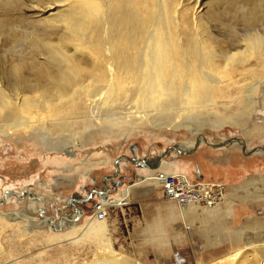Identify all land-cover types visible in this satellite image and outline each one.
Instances as JSON below:
<instances>
[{
	"label": "rangeland",
	"instance_id": "374dc122",
	"mask_svg": "<svg viewBox=\"0 0 264 264\" xmlns=\"http://www.w3.org/2000/svg\"><path fill=\"white\" fill-rule=\"evenodd\" d=\"M224 1L227 0L201 1L203 12L208 10L214 14L208 19L209 27L220 45L222 41H229L233 34L253 29L242 23L238 14L235 15L234 8L241 0H232L230 6ZM54 2L57 0H0V72L5 70V73L9 74V68L18 62L27 63L31 60L43 59L40 54H45L46 51L44 45H41L40 41L37 42L38 39L56 44L60 29L50 31L40 22L49 14L47 12L46 15L45 12L54 5ZM55 12L52 11V13ZM254 69L256 74L247 78L245 84L248 85L255 78H258L260 83L257 84L258 90L254 94L256 109L254 115L249 116L246 126H250L257 117H264V79L262 80L258 75L259 68ZM236 91L235 86L227 92L224 89V94L230 97H218L206 106L173 115L176 117V123L186 117L190 121L193 120L191 124L194 121L203 123L205 126L200 130V135H191L182 127L176 130L166 127L154 128L145 120L142 123L136 122L133 126L128 120L117 126L96 122L85 128L84 132L80 123L77 122L71 131H63V136L57 137L53 133L51 140L47 141L49 148L41 142L17 141L16 138L0 136V198L3 192L7 193L6 201L0 203V213H6L9 216L21 215L11 221L0 216V244L3 252L7 251V254L5 252L0 256V264H22L30 259H34L30 264H65L64 259L69 260L67 264L92 263L94 255L99 251L96 241L89 242L83 236L81 239L80 235H83L86 228L93 223L91 221H97L93 215V205L95 201L101 199L99 198L101 195L91 193L88 197V192L90 188L102 191V184L108 188V195H111L104 203L111 200L122 201L121 205L105 207L103 218L105 233L108 234L112 248L126 255L130 262L196 264L200 261L202 264H216L219 260L234 255L236 248L233 246L236 247L238 241L232 244L231 241L229 242V236L233 237V233L247 221L264 220V196L257 200L247 198L237 200L238 186L249 178L255 180L257 184L253 186L257 188L256 190H262L263 192L260 191V193L264 195V183L260 181L264 177V132L252 137L244 135L242 128L238 125L223 124L221 128L215 129L210 122V119L217 120L235 112L237 104L240 103L236 99L241 93L237 91V94H234ZM119 104L105 106L102 112H126V115L135 116L131 114L138 109L135 99L128 96ZM158 109L149 116L163 113L162 106ZM200 136L212 145L197 141V144L193 146L196 138ZM60 138L64 140L60 142L63 144V149L50 150L59 143L57 141ZM233 138L240 139L247 149L259 146L263 148L244 154L236 141L226 142ZM171 145H176L183 151L194 148L183 154L175 152L174 149H168L167 153L159 159L158 167L150 170L151 174H149L150 172L146 170L147 166L142 161L153 160L156 155L163 153V150ZM181 146H184V149ZM130 152L140 164L125 159V157H132ZM115 163L119 169L113 174ZM161 169L164 171L155 173ZM196 169L202 180L220 181L225 185L229 204L227 205L226 202L220 206L219 203L220 205L216 204L214 208L197 205L190 208L181 207L186 208L187 212L180 218L182 220H178L173 225V230L180 236V242L170 245L165 254L141 247L140 229L143 223L152 219L158 205L169 203L160 195L159 184L151 189L144 188L151 186L149 182L154 178L157 179L159 175L171 171L183 172L189 180H195ZM139 174L143 175L139 176ZM109 180L119 184L110 187ZM131 182L136 183L132 187H127L132 184ZM10 190L18 194L26 190L29 195L35 194L36 197L33 198L35 200H31L32 198L28 195L17 198L10 193ZM253 191L249 190L248 196H255L258 193ZM83 197L84 201L78 200ZM36 207L41 210H36ZM73 207L79 210L73 222L75 225L69 227L70 225L63 221V227L57 233L71 231L74 226H80L72 241L78 239L81 241H67L61 244L65 247L64 254L67 255V258H64L61 255L63 252L60 244V246L56 242L47 244L46 237L57 233L53 232L47 223L45 224L43 216H47L54 225L62 215L73 217L72 215L76 213ZM258 211L261 212L260 215L257 214ZM26 225L33 227L32 231L24 234L23 226ZM14 227H19L17 228L19 230L17 231ZM227 233H229L228 236ZM223 240L225 242L221 243L220 241ZM15 256L18 258H16L17 263ZM70 256L73 257L70 258Z\"/></svg>",
	"mask_w": 264,
	"mask_h": 264
},
{
	"label": "bare ground",
	"instance_id": "6f19581e",
	"mask_svg": "<svg viewBox=\"0 0 264 264\" xmlns=\"http://www.w3.org/2000/svg\"><path fill=\"white\" fill-rule=\"evenodd\" d=\"M201 1L57 0L53 6H48L45 14H49L40 22L50 31L60 29L56 34V44L38 39L37 42L40 41L46 51L40 54L43 59L18 62L9 68V74L5 70L0 72V136L16 138L17 141L41 142L49 148L47 141L53 133L57 137L63 136V131H71L77 122L84 132L96 122L117 126L128 120L133 126L145 120L154 128L176 130L182 127L191 135H200L205 126L203 123L194 121L191 124L193 120L188 117L176 123L173 115L206 106L218 97H230L224 94V89L227 92L234 86L241 92L236 99L240 103L234 113L217 120L210 119L212 126L219 129L223 124L238 125L244 135L252 137L263 133L264 117H257L250 126H246L249 116L256 109L254 94L258 90L259 79H253L248 85L245 82L256 74L254 68H259L258 75L264 79V0H241L237 3L235 15L238 14L242 23L253 29L231 35L229 41H222L225 46L213 37L208 19L214 14L208 10L203 12ZM225 3L230 6L232 0ZM128 96L135 99L140 109L131 112L135 116L126 115V112H102L105 106L117 105ZM160 106L164 109L163 113L149 116ZM63 141L60 138L50 150H62L60 142ZM197 141L206 140L200 136ZM181 147L184 149V146ZM244 149L248 150L245 145ZM154 167L149 166V169ZM161 175L149 182L151 187L159 184ZM260 181L264 183V177ZM255 183L253 178H249L239 185L237 200L262 199L264 195L260 191H263L256 190ZM249 190L258 193L248 196ZM24 192L26 190L20 194L21 197ZM100 195L103 196L104 206L122 204L120 200L104 203L108 195L104 190ZM34 196L30 194L29 197L35 200ZM227 198L225 193L222 203L219 202L221 205L217 204L223 206L227 202L228 205L230 200ZM193 205L196 204L180 207L190 208ZM215 205L197 206L214 208ZM15 215L0 213L7 221L21 216ZM91 222L80 238L83 239V236L89 242L96 241L99 251L92 263L87 264H136L112 248L105 233L104 219ZM32 227L23 226L24 234L32 231ZM78 228L80 226H74L64 233L53 230L57 234H51L45 240L49 245L53 242L61 245L72 241ZM232 236H229V242L238 241L236 247L233 246L235 254H228L216 264H264V220L247 221ZM60 247L63 252L65 247ZM5 252L0 244V256ZM61 255L67 258L64 252ZM64 260L65 264L69 263L68 259ZM26 261L22 264H30L34 259ZM196 264L202 263L197 261Z\"/></svg>",
	"mask_w": 264,
	"mask_h": 264
},
{
	"label": "built area",
	"instance_id": "2783aa9c",
	"mask_svg": "<svg viewBox=\"0 0 264 264\" xmlns=\"http://www.w3.org/2000/svg\"><path fill=\"white\" fill-rule=\"evenodd\" d=\"M161 196L179 206L191 204L213 206L223 199L225 185L220 181L189 180L180 171L164 173L159 178ZM105 207L102 199L95 201L93 215L97 220L105 217Z\"/></svg>",
	"mask_w": 264,
	"mask_h": 264
},
{
	"label": "clouds",
	"instance_id": "9594fccd",
	"mask_svg": "<svg viewBox=\"0 0 264 264\" xmlns=\"http://www.w3.org/2000/svg\"><path fill=\"white\" fill-rule=\"evenodd\" d=\"M187 209L174 203L158 205L152 219L145 221L140 229V246L167 253L170 245L180 242L173 225L186 214Z\"/></svg>",
	"mask_w": 264,
	"mask_h": 264
},
{
	"label": "water",
	"instance_id": "95a60500",
	"mask_svg": "<svg viewBox=\"0 0 264 264\" xmlns=\"http://www.w3.org/2000/svg\"><path fill=\"white\" fill-rule=\"evenodd\" d=\"M233 140L237 142L239 148L241 149L242 153H244V154H250V153H252V152H255V151L258 150V149L263 148V146H264V145H263V146L255 147V148H253V149L245 150V149H244V144H243V142H242L240 139H238V138L228 139V140H226V142L229 143V142H231V141H233ZM205 143H207L208 145H212L211 143H209V142H207V141H205ZM196 144H197V138H196V141H195V143H194L193 146H195ZM263 144H264V139H263ZM193 148H194V147L190 148V149L187 150V151H182V150L178 149V148L176 147V145H171V146L165 148V149L163 150V153H160V154L156 155V156L153 158V163H152L151 167H154V166H155V164L159 161V159H160L164 154L167 153V150H168V149H174L175 152L180 153V154H183V153H188V152H190ZM130 153H131V156H132V157H130V158L125 157V159H128L129 161H131V162H133V163H135V164H138V163H137V159H136V157L134 156V154H133L132 152H130ZM140 161H142V160L140 159ZM142 162H143V161H142ZM143 164H144L145 166H147V168H149V166H150V165H148L147 163H143ZM113 166H114V172H113V174H115V173H116V167H115V164H113ZM195 179H196V180H200V179H201V175L199 174V172L197 171V169H196ZM109 184H110V187H112V186H117V185L119 184V182L111 183V182L109 181ZM102 189H103L104 191H106V192L108 191V188H107L105 185H103V184H102ZM10 193H12V194H13L15 197H17V198H21V196H19L18 193H17L16 191H14V190H10ZM92 193L100 194V191H99V190H93ZM6 195H7V193H6V192H3V195H2V198L0 199V202H4V200H5V196H6ZM34 197H35V196H34ZM34 197H33V198H34ZM29 198H30V197H29ZM99 198L102 199L103 196H101V197L99 196ZM38 199L41 200L40 197H38ZM78 200H79V201H84V197H83V198H78ZM73 209H74V211L76 212L73 218H69V217H67L66 215H62L61 218H58V219L56 220V223H55L54 225L51 223V220H50L47 216H43V215H42V216L46 219L47 226H48L50 229L58 231L61 227H63V221L67 222V224L70 225V224H72V223L76 220L77 215H78V213H79V210L76 209L75 207H73ZM7 215H8V214H7ZM13 216H14V215H13ZM15 216H16V215H15Z\"/></svg>",
	"mask_w": 264,
	"mask_h": 264
},
{
	"label": "crops",
	"instance_id": "0c3cea01",
	"mask_svg": "<svg viewBox=\"0 0 264 264\" xmlns=\"http://www.w3.org/2000/svg\"><path fill=\"white\" fill-rule=\"evenodd\" d=\"M151 162L153 163V160H148V161H145V160H144L143 163H147L148 165L151 166V165H152ZM139 164H140V163H139ZM157 167H158V165H157L156 167H154L153 169H156ZM146 170L150 172L149 174H151V171H150V170H152V169L146 168ZM161 171H164V170H162V169H161V170H157L155 173H160ZM149 174H148V175H149ZM140 175H143V174H139V176H140ZM145 175H147V174H145ZM202 178H203V177H202ZM138 180H139V179H138ZM109 181H110L111 183H116V182H112L111 180H109ZM131 183H132V184H131ZM131 183H129V184H131V185H128L127 187H130V186L132 187L136 182H134V183L131 182ZM127 187H126V188H127ZM147 188H148V189H151V188H153V187H151V186L148 185V187H145L144 189L146 190ZM102 190H103V189H102ZM92 191H93L92 188H90V189H89V192H88V197L91 195ZM99 191L101 192V190H99ZM160 195H161V193H160ZM108 196H111V195H107L106 198H108ZM167 202H168V201H167ZM169 203H172V202H169Z\"/></svg>",
	"mask_w": 264,
	"mask_h": 264
},
{
	"label": "flooded vegetation",
	"instance_id": "af4514ba",
	"mask_svg": "<svg viewBox=\"0 0 264 264\" xmlns=\"http://www.w3.org/2000/svg\"><path fill=\"white\" fill-rule=\"evenodd\" d=\"M233 141H234V140H233ZM18 195L20 196V194H18ZM23 195H24V196H25V195H26V196H27V195L30 196L27 192H24ZM21 198H22V197H21ZM0 199H1V198H0ZM6 199H7V198H6ZM4 202H5V200H4ZM0 203H3V202H0ZM36 210H39L38 207H36ZM40 210H41V209H40ZM40 210H39V211H40ZM71 218H72V217H71ZM44 221H46V220H44Z\"/></svg>",
	"mask_w": 264,
	"mask_h": 264
}]
</instances>
